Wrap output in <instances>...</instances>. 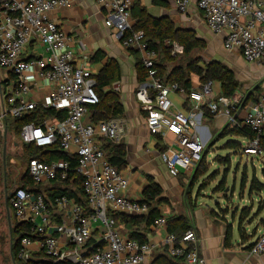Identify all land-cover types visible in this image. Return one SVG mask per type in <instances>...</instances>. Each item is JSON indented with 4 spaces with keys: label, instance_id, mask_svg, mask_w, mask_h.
I'll list each match as a JSON object with an SVG mask.
<instances>
[{
    "label": "built area",
    "instance_id": "obj_1",
    "mask_svg": "<svg viewBox=\"0 0 264 264\" xmlns=\"http://www.w3.org/2000/svg\"><path fill=\"white\" fill-rule=\"evenodd\" d=\"M96 1L105 9V24L114 29L123 46L143 52L142 59L149 75L139 83L136 96L146 111L149 131L174 136L159 152L172 176L184 172L192 174L207 148L198 130V116L202 114L200 105L205 101L211 112L225 114L231 126L248 125L254 132L242 146L247 157L264 155V96H260L238 120L231 113V107L238 103L237 97L221 95L216 91L215 81H207L189 93L176 82L164 83L155 77L159 54L147 48L142 30L132 28L134 0ZM193 2L202 11L208 27L215 33H224L223 44L227 50H239L246 60L264 66V0H174V7L186 13ZM69 5L70 0H0V67L16 75L15 82L6 72L2 82L0 117H18L37 107L66 109L63 119L46 117L38 123H25L20 136L24 142L37 146L58 143L63 152L75 155L74 171L83 178L88 204L85 209L77 199L67 195L50 201L43 192L15 186L10 196L13 218L28 223L31 230L21 238L18 258L24 264H163L152 258L160 247H165L168 255L183 256L188 264H207L194 227L180 237L167 232L159 242H141L132 238L129 230L114 216L117 212L142 214L148 211V206L125 195L129 177L111 162L110 152L105 147L109 142L122 141V120L94 122L87 119L88 106L99 102L96 74L89 66L74 63L71 36L52 17L58 9ZM34 40L44 45V53L27 57ZM173 51L181 52L182 46L174 41ZM38 78L50 85L48 99L25 98L32 81ZM119 85V81L115 82L114 89L119 90ZM176 91L184 93L186 100L196 102L195 108L172 113L171 95ZM27 167L38 185L69 178L66 187L73 188L74 178L70 175L73 167L69 159L46 161L31 157ZM168 217V213L161 211L154 227L167 229ZM95 235L99 237L89 245ZM251 251L264 253V227Z\"/></svg>",
    "mask_w": 264,
    "mask_h": 264
},
{
    "label": "crops",
    "instance_id": "obj_2",
    "mask_svg": "<svg viewBox=\"0 0 264 264\" xmlns=\"http://www.w3.org/2000/svg\"><path fill=\"white\" fill-rule=\"evenodd\" d=\"M136 1L141 6L146 7L147 11L152 15L172 16L168 11L174 6V0H168V8L154 5L152 0H134V2ZM190 9L194 10L195 14L192 19L193 23L187 27L190 28L192 26V29L198 31L197 35L203 37L207 43L203 49V59L206 61H221L233 70L236 79L241 83V88L235 93L238 103L236 111L233 114L234 117L240 120L246 115L253 103L260 96H264V66L257 61L246 60L239 50H227L223 44L224 33H215L208 27L203 13L197 7L196 2L190 5ZM131 14L132 26H134L135 18L132 11ZM52 17L71 36L70 46L75 54V64L87 65L97 75L107 59L115 58L120 63L122 76L119 80L118 91H120L125 109L123 117L120 118L123 122L121 140L125 143L127 151L126 164L121 170L129 177L130 182L129 188L124 192L125 195L132 199L141 200L150 178H153L155 182L162 186V196L168 199L167 202L159 203L158 208L160 211L168 213L169 216L182 214L190 218L193 227L200 237L201 252L205 256L207 264H264V253L255 254L249 246L264 227V210L259 211L258 220L256 223H253L251 227L252 231L248 232L251 235L255 230L257 231L256 236L249 238L248 235H245L243 237L240 236L241 239H238L234 233V230L237 229L235 228L233 229L231 238L227 241V228L223 222L218 221L217 214L213 213V211L217 210L216 208L207 204L208 208L205 209L203 205L206 203H203L195 192L193 200L190 202L191 205L188 203L184 185L189 184L192 174L184 172L179 176H172L160 159L159 152L162 145L166 148L173 141L174 136L170 133H167L166 136L152 134L147 127L146 111L136 96V90L139 85L136 57L143 56V52L137 48H125L123 46L121 39L117 37L114 29L105 24V9H102L96 0H70L69 6L58 9L57 12L53 13ZM43 53L44 45L34 40L26 56L43 55ZM97 53H99L98 58L93 60V56ZM32 82V88L24 95L25 98L35 101L48 99L50 85L47 81L38 78ZM215 83L216 91L220 92V83L218 81H215ZM112 86H114V83ZM251 92L256 93L255 98L257 99H250L241 105L240 102ZM171 98L173 101L171 107L172 113L177 111L187 112L195 108L196 102L186 100L185 94L180 91L173 92ZM238 104L240 105L238 106ZM200 107L202 114L198 116V130L202 133L208 144L214 133L221 130L228 123V119L223 113L212 114L210 112L211 115L205 114L206 108L210 110L206 101ZM87 119H91L90 110ZM159 138L161 139V146L158 142ZM247 140V137L240 138L242 142L241 149ZM180 177L183 178L180 179ZM259 180L264 182L262 179ZM262 192H264V189L261 191L255 190L252 193L260 197L263 195ZM248 193L252 195L249 186ZM258 200L256 198L257 206L255 208H258ZM11 209L10 212L12 211ZM119 221L124 229L130 230L120 218ZM132 225L133 228H137L146 236L147 241L151 242L161 241L167 233L166 228H156L153 224L146 228L144 221H136ZM99 229L100 227L97 230ZM9 234L12 245L11 228ZM164 249V247H160L155 252L152 261L157 262L164 254ZM21 262L24 264L22 260Z\"/></svg>",
    "mask_w": 264,
    "mask_h": 264
},
{
    "label": "trees",
    "instance_id": "obj_3",
    "mask_svg": "<svg viewBox=\"0 0 264 264\" xmlns=\"http://www.w3.org/2000/svg\"><path fill=\"white\" fill-rule=\"evenodd\" d=\"M152 3L157 6L165 8L169 7L168 0H152ZM132 13L135 18V25L132 27L134 30H142L144 32V40L147 48L155 50L159 54V60L155 63L157 72L156 78L161 79L164 83L176 82L178 86L185 92L189 93L194 89H199L201 86L210 80L218 81L220 83V94L233 97L235 93L241 88V83L236 79L235 74L231 68L223 64L219 60H204L198 51L203 50L207 43L206 40L197 35L196 31L192 28L177 26L171 16L168 15H152L147 11V8L141 6L139 2H134L132 7ZM178 42L182 46L181 52L173 51V42ZM134 50V49H133ZM100 53V51H98ZM138 52V51H137ZM135 52V53H137ZM99 53L93 56V60L98 58ZM136 70L138 82L141 83L148 78V68L144 65L142 56L136 57ZM8 78L16 82V75L11 71H7ZM121 66L117 59L109 58L104 64L103 68L96 75L97 84L95 89L99 95V102L88 106L91 111V120L97 122L99 120H109L113 118H121L124 115V105L121 100L120 91L113 88V83L118 82L121 79ZM194 76V77H193ZM256 93H249L241 102L244 104L248 100H256ZM238 104V106L240 105ZM237 105V103H236ZM235 107H231V113L234 114L236 111ZM211 111L205 109V114H210ZM213 114V112H212ZM67 115V110H55L54 108L43 109L37 107L33 110L24 113L18 117L7 116L5 121L9 124L15 132L20 134L22 126L27 122H41L46 117H55L57 119H63ZM159 135V134H157ZM254 132L248 125L240 126L236 124L231 126L227 123L221 130L214 133L207 148L203 154V157L192 173L188 189L190 190L191 185L198 180L200 176V165L207 155L208 149L211 148L215 143L221 139H225V149L241 151L242 142L241 137L252 138ZM159 145L161 146V139H158ZM26 151L31 157H37L42 160L50 161L52 159H69L70 164L73 168L70 170V175L73 177L72 187H66L69 183L68 179L57 178L52 180L51 184L38 185L34 182L30 176L28 167L24 175L21 177L20 184L17 186L25 187L27 190L43 192L46 194L50 201H54L57 196L67 195L74 197L81 203L85 209L88 208L87 198L84 194L82 187V176L74 171V167L77 164V158L75 155H70L63 152L58 143L50 146H37L34 143H27L23 141ZM105 147L110 152L111 162L118 167L119 170L126 164V146L122 141L119 143L109 142ZM164 149L162 145L161 150ZM225 164L227 166L231 163V154L225 156ZM253 158V157H251ZM218 159L223 161V156L219 155ZM29 161V160H28ZM202 170V169H201ZM264 174V173H263ZM222 177H227V174H223ZM246 179V175L244 176ZM250 181L249 190L250 193L253 191H261L264 189V182L258 179L256 174L252 175ZM245 184L243 179L242 186ZM219 189L225 190V186L222 184L218 187ZM162 186L155 182L153 178H150L149 184L143 192L141 198L142 202H145L148 206V211L142 214L131 215L123 212H117L114 216L130 229V236L141 242L147 241L146 236L140 232L137 228H133L132 223L136 221H144L145 227H149L154 224L157 216L160 215L161 211L158 208V204L161 202H167V198L162 196ZM10 196H8V204L11 209ZM262 205H259L258 209ZM249 205L241 208V213L238 218L237 230L241 237L244 235V227L242 223H239L243 216L249 215ZM12 210V209H11ZM193 227L190 218L186 215H172L168 217L167 221V232L174 233L180 237L187 229ZM233 228L227 227L226 239L232 236ZM31 233L30 225L28 223L17 222L14 219L13 225L11 224V240H12V255L17 261H21L17 257L18 250L21 247V238L24 235ZM257 235V231H253L251 235L248 234L249 238ZM254 242V241H253ZM253 242L250 243L252 247ZM95 240L90 239L89 245L94 244ZM165 248V247H164ZM155 262V261H154ZM163 264H188L183 256H170L164 249V254L157 261ZM22 263V262H21Z\"/></svg>",
    "mask_w": 264,
    "mask_h": 264
},
{
    "label": "rangeland",
    "instance_id": "obj_4",
    "mask_svg": "<svg viewBox=\"0 0 264 264\" xmlns=\"http://www.w3.org/2000/svg\"><path fill=\"white\" fill-rule=\"evenodd\" d=\"M168 12L173 16L171 17L177 26L187 27L193 23L192 19L195 12L192 9L187 13H180L173 6ZM195 31L198 33L197 30ZM198 53L204 58L203 50L198 51ZM6 72L7 70L4 67H0V115L1 87L6 77ZM228 154H231L229 166L225 164V156ZM219 155L223 156V161L218 159ZM28 158L29 155L20 134L15 132L9 124L7 125L5 119L0 117V264H22L21 261H16L13 258L11 251L10 227L5 205V188L8 187L10 190L20 184L21 177L28 166ZM263 173L264 155L251 158L239 150L225 149V140L221 139L208 149L207 155L200 165V176L191 185L190 190H187L189 184L184 185L185 195L190 199H187L189 204L192 202L195 192L203 203H206L203 205L205 209L208 208L207 204L216 208L217 210L213 211V213L217 214L218 221L223 222L226 228L228 226L233 229L237 228L241 208L249 205V215L243 216L239 222L244 227V235H248V232L252 231L253 223L258 220L259 211L264 210V192H262L263 195L260 197L252 193V195L254 194L252 197L248 193V186L253 174L264 180ZM223 174H227V177H222ZM182 178L180 177V179ZM243 179L245 184L242 186ZM221 184L223 187L225 186L224 191L218 188ZM256 198L259 199L258 207L259 203L262 205L259 209L255 208L257 206ZM11 217V224L13 225L12 211ZM234 233L238 239H241L237 229L234 230ZM96 237H99V235L93 236L92 239H97Z\"/></svg>",
    "mask_w": 264,
    "mask_h": 264
},
{
    "label": "water",
    "instance_id": "obj_5",
    "mask_svg": "<svg viewBox=\"0 0 264 264\" xmlns=\"http://www.w3.org/2000/svg\"><path fill=\"white\" fill-rule=\"evenodd\" d=\"M11 194H12V191L7 192V190H6L5 203H6V207H7V217H8V222H9L10 228H11L12 218H11V212H10V208H9V204H8V196Z\"/></svg>",
    "mask_w": 264,
    "mask_h": 264
},
{
    "label": "flooded vegetation",
    "instance_id": "obj_6",
    "mask_svg": "<svg viewBox=\"0 0 264 264\" xmlns=\"http://www.w3.org/2000/svg\"><path fill=\"white\" fill-rule=\"evenodd\" d=\"M13 188H11L10 190L8 189V187L5 188V190H7V192L12 191ZM6 192V191H5Z\"/></svg>",
    "mask_w": 264,
    "mask_h": 264
}]
</instances>
